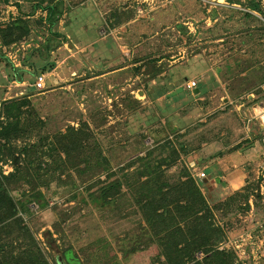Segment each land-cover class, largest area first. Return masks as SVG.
Instances as JSON below:
<instances>
[{
    "label": "rangeland",
    "instance_id": "rangeland-1",
    "mask_svg": "<svg viewBox=\"0 0 264 264\" xmlns=\"http://www.w3.org/2000/svg\"><path fill=\"white\" fill-rule=\"evenodd\" d=\"M52 1L61 6L60 12L52 14L53 21L48 19L47 11L33 9L37 0H0V26L21 16L30 23L31 28L27 36L15 43L6 45L0 40V124L8 121L5 108L13 100L24 103L22 118L25 121L33 120L31 132L27 136L17 140L0 138V176L9 175L14 170L13 159L8 156L7 150L21 163L26 159L25 152L21 151L24 145L36 151V164L32 168L42 167L41 175L44 176L39 180L38 189L43 192L46 205L40 206L43 200L31 201L28 203L30 211L20 210L19 215L31 229L50 264H58L59 256L65 264L62 254L69 245H72L73 251L84 264H167L154 226L151 227L143 219L127 183L123 182L121 193L112 200L93 201L90 193L125 177L129 178V184L138 186L140 181L146 179L145 175L140 174L142 170H153L159 166L162 184L185 180V171L192 175L185 161L194 150L191 143L200 142L206 136V131L213 130L210 128L197 135L196 131L204 124L196 123L185 132L176 131L169 135L158 122L155 129L150 123L151 126L145 129L143 126L137 127L130 116L137 107L133 94L127 93L122 98L113 97L109 100L106 84L101 79L93 81L91 72L94 69H91V64L88 67L86 46L76 45L68 32L72 14L82 12L83 18L88 19L92 13L88 12L91 6L96 8V12H101L100 15L109 16L111 25L116 19L127 22L139 14L149 21L153 13L165 9H172L171 23H175L178 17L193 21L203 16V20L208 19L209 29L218 30L222 37L220 42L224 56L219 60L227 64L226 70L230 74L228 79L232 80L228 88L247 84L254 91L253 99L260 102L264 91V0H258L261 10L251 9L247 5L249 0ZM103 4L107 5L104 7ZM176 13L179 14L177 18L174 15ZM165 30L167 32L171 28ZM156 31L164 35L162 28L153 33ZM236 35L237 38H232ZM253 36L258 37L246 38ZM179 45L180 41L176 47ZM194 49L197 51L198 47ZM242 55H248L249 59H243ZM101 64V61L96 64L100 70ZM246 65L254 66L251 77H248L249 73L241 74L242 69L246 70ZM42 73L47 74V79L45 88L39 91L34 83ZM137 109H140L139 106ZM69 127L83 128L93 135L92 141L101 150L106 167L87 166L89 171L85 174L78 170L85 169L84 163L79 168L69 165L65 171L60 169L65 155L53 150L56 144L49 143L55 135L65 133ZM221 132V129L215 131V138H219ZM45 137H49L46 143ZM165 144L173 146L178 154L177 162L173 165L177 156L168 155L171 148L164 149ZM184 149L189 153L186 154ZM150 151L152 155L146 160L138 159L147 156ZM251 157L255 158L256 171L255 179L248 186L256 191L250 198V205L255 208L257 203L264 205L263 148L258 147ZM149 159L151 162H148ZM132 160L134 162L129 164ZM201 186L213 207L215 222L222 224L229 217L222 218L225 215L223 209H217L216 205L237 190L227 194L225 183L214 187V191L205 185ZM257 193L260 199L256 202ZM12 194L16 196L18 192ZM65 211L72 212V215L62 222L61 212ZM238 213V217L242 218L243 213ZM249 230L229 236L227 241L245 235ZM4 240L19 250L25 247L20 245L24 241L20 234L15 233ZM196 256L198 260L205 257L201 252Z\"/></svg>",
    "mask_w": 264,
    "mask_h": 264
},
{
    "label": "crops",
    "instance_id": "crops-1",
    "mask_svg": "<svg viewBox=\"0 0 264 264\" xmlns=\"http://www.w3.org/2000/svg\"><path fill=\"white\" fill-rule=\"evenodd\" d=\"M96 11L90 6L92 17L88 19L82 12H75L68 27L73 42L86 46L88 67L91 64L94 69L93 81L101 79L106 84L109 100L133 94L140 109L136 107L130 116L137 127L145 129L152 124L155 129L158 122L169 135L185 132L196 123L204 124L197 135L211 128L213 131H206L200 142L191 143L194 150L185 161L200 185L212 191L224 183L227 192L241 189L247 182L249 167L256 171L251 156L258 147L264 150V91L258 102L247 84L228 88L232 80L228 79L227 64H223L226 61L219 60L224 56L220 32L209 29L208 19L203 20V16L191 21L177 18L176 13L178 20L171 23L172 9L153 13L149 21L139 14L115 27L108 15ZM161 28L164 35L153 33ZM166 28L171 30L165 32ZM241 57L249 59L248 55ZM100 61L101 70L96 66ZM246 66L241 74L249 73L251 77L254 66ZM190 80H196L197 85L187 87ZM220 129L219 138H215V131ZM199 172L205 176L198 177Z\"/></svg>",
    "mask_w": 264,
    "mask_h": 264
},
{
    "label": "trees",
    "instance_id": "trees-1",
    "mask_svg": "<svg viewBox=\"0 0 264 264\" xmlns=\"http://www.w3.org/2000/svg\"><path fill=\"white\" fill-rule=\"evenodd\" d=\"M45 1L49 2L44 4ZM247 5L254 10L262 9L258 0H249ZM33 7L34 10L47 11L48 19L51 18V21H53L52 14L61 11V6L52 0H37ZM122 21L116 19L112 26H118ZM30 31V23L19 16L5 26H0V40L3 44L9 45L21 40ZM23 105V102H16V100L6 105L8 121L0 124V138L17 140L31 132L30 126L33 120L25 121L22 118ZM261 138L263 141L264 135ZM92 140H94L93 135L86 129L69 127L65 133L55 135L49 144H56L53 150H59L61 155L62 153L65 155L62 164L59 165L62 171H65L69 165L79 168L80 164L84 163L85 169L78 170L85 174L89 171L87 166L98 165L102 168L107 166L103 161L101 150ZM48 141L49 137H45L44 143ZM182 147L185 146L182 145ZM166 148H171L168 155L177 156L176 161L171 164L173 165L178 159L176 149L170 144H165L164 149ZM7 151L8 156L13 159L14 170L9 175L0 176V264H50L31 229L24 224L23 218L19 215L20 210L30 211L28 203L31 201L43 200L40 206L46 205L45 196L38 189L39 180L44 176L41 175L42 167L32 168L33 164H36L34 159L36 151L24 145L21 149L22 153L26 154L24 163L19 162L12 152ZM184 151L187 153L185 149ZM147 154L138 159L146 160L152 152ZM133 162L132 160L129 164ZM148 162H151V159ZM254 171L253 167H249L247 184L244 188L235 191L226 200L216 205L217 209H223L222 212L225 215L222 218L229 217L222 224L215 222L213 207L203 192L202 186L189 171L184 172L187 176L185 180L173 184H162L160 166L153 170L145 168L140 174L145 175L146 179L143 182L140 181L138 186L134 183L129 184L127 177L119 178L91 192L90 198L93 201L112 200L121 193L122 184L125 182L129 190L133 191L143 219L151 227L154 226L155 235L159 238L167 264H235L237 261L235 251L227 246L221 248V245L229 236L247 231L258 221L264 220V205L257 203L255 208L250 205V198L256 192L248 186L255 179ZM15 191L18 192L16 196L12 194ZM229 193L231 192L227 194ZM256 195L257 202L260 196L258 193ZM238 212L243 213L242 218L238 217ZM71 215L72 212H61L62 222ZM15 233L22 235L24 239L23 244H20L25 246L22 250L4 240ZM198 252L205 255L202 260L196 259ZM62 255L66 261L65 264H84L73 251L72 245L66 247Z\"/></svg>",
    "mask_w": 264,
    "mask_h": 264
},
{
    "label": "built area",
    "instance_id": "built-area-1",
    "mask_svg": "<svg viewBox=\"0 0 264 264\" xmlns=\"http://www.w3.org/2000/svg\"><path fill=\"white\" fill-rule=\"evenodd\" d=\"M46 79L47 74H39L34 83L35 88L39 91L45 88ZM197 83L196 80H190L187 87H195ZM204 176V172H199L198 177ZM224 246L231 247L235 251L237 256L235 264H264V220L259 221L245 235L230 238L221 248Z\"/></svg>",
    "mask_w": 264,
    "mask_h": 264
},
{
    "label": "water",
    "instance_id": "water-1",
    "mask_svg": "<svg viewBox=\"0 0 264 264\" xmlns=\"http://www.w3.org/2000/svg\"><path fill=\"white\" fill-rule=\"evenodd\" d=\"M58 261H59V263L64 264V262L60 256L58 257Z\"/></svg>",
    "mask_w": 264,
    "mask_h": 264
}]
</instances>
